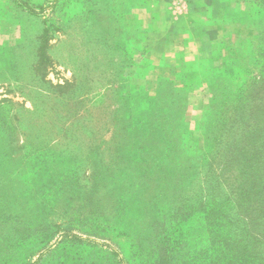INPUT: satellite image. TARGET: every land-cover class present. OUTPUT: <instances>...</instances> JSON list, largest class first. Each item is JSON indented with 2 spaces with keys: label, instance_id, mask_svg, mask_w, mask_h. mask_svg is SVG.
<instances>
[{
  "label": "rangeland",
  "instance_id": "374dc122",
  "mask_svg": "<svg viewBox=\"0 0 264 264\" xmlns=\"http://www.w3.org/2000/svg\"><path fill=\"white\" fill-rule=\"evenodd\" d=\"M156 1L0 0V128L6 133L0 131V139L8 140L14 171L6 180L0 176V264H18L13 225L36 214L40 203L48 207L38 212L36 225L59 232L52 239L42 236L24 264H128L122 254L134 255L130 246L136 244L126 234L141 228L142 218L118 198L120 153L109 142L118 132L109 114L119 97L115 85L138 84L149 74L137 71L134 61L160 32ZM262 2L236 0L225 17H207L217 25L209 53L197 54L187 42L188 70L164 76L166 94L169 85L185 100L179 122L184 128L175 144L201 168L166 204L161 231L176 241L179 235L175 249H193V264L201 257L200 264H213V245L220 241L227 250L247 240L251 219L245 211L264 205V20L253 12ZM158 82L150 80L141 90L155 94ZM177 103L165 107L177 110ZM39 163L44 176L34 185L29 175ZM52 165L58 173L51 175ZM65 173L61 187L41 189ZM242 179L250 190L244 217L228 202V186L240 193ZM215 199L220 216L207 214L213 209L208 201ZM146 235L155 237L144 229L137 244ZM150 249L154 258L157 249ZM180 258L190 264L189 256Z\"/></svg>",
  "mask_w": 264,
  "mask_h": 264
},
{
  "label": "trees",
  "instance_id": "16d2710c",
  "mask_svg": "<svg viewBox=\"0 0 264 264\" xmlns=\"http://www.w3.org/2000/svg\"><path fill=\"white\" fill-rule=\"evenodd\" d=\"M139 1L142 2V0ZM253 12L264 20V0ZM225 15L226 12L223 17ZM137 45L141 46L140 44ZM145 48L141 49L142 56L140 58L138 56L137 60L134 61L137 71H140V67L144 63ZM184 69L188 70L186 64ZM146 70L147 68L143 71ZM158 81L155 94H148V92L141 90V86L143 85L136 84L133 81L127 84L124 81H120L115 85L116 87L114 89L117 91L116 94H119V97L116 99V105L112 108L109 116L113 124L114 133H118H115L112 137L114 139L110 138L111 141L109 142L114 143L120 153L121 164L117 168L121 180H118L117 184L120 186L123 194L118 195V198L123 206L133 207V212L135 211L136 217L143 219H140L143 224L142 226L139 220V227L143 228L142 233H140L141 228L134 226L126 234L136 244V248L130 246V250L134 255L122 254V256L128 264H132L133 262L137 264H180L182 261L181 256H189L190 259L186 260L190 264H193L191 259V250L193 249H190V246H187L186 249H175L174 244L176 242L178 243L179 235L178 241H176L173 239L176 236L161 231L162 227H164V214L162 211L171 198L180 195L177 193L178 190H181V188L184 190L183 188L186 186L184 184H187L192 174L199 171L201 164H199V160L184 157L180 153L177 144H175L176 138L180 136L181 129L184 128L179 125V122L184 116L183 112L185 109L183 107L185 102L183 96L174 94L172 92V86L169 85L168 89L170 87V91L166 94L165 89L162 87L165 84L163 81H169L166 77H159ZM128 86L132 87L130 92L126 90ZM172 101L178 102L177 104L181 108L177 110L173 109L172 111L167 109L165 106L168 102L171 104ZM0 129L2 131L1 135H5V130ZM7 142L8 140L1 141L0 139V176H3L4 180H6V177L9 178L6 174L7 172L8 174H14L13 164L10 161L12 153L9 147H7ZM109 142L107 141L106 143ZM204 161L202 160L201 163H204ZM53 166H50L52 171L51 175L58 173L57 169ZM44 167V165L39 163L38 167H35L31 173L33 176L29 175V181L34 185H38L43 180ZM74 173L75 171L70 170L69 174L73 175ZM65 177H67L66 173L63 174L61 180L57 178L56 184L52 183V181L50 183H44L43 185L40 184L41 189L49 191L50 189L48 187H61ZM244 181L245 179L241 181L240 193L237 192L235 185H231L232 183L228 186V202L240 216L244 214L241 209L242 204L246 201L245 199L250 191ZM215 184L219 187L223 186L221 178L215 180ZM250 187H252L251 183ZM165 191L169 192V194H166ZM208 203L212 204L213 209H210V212L207 214L213 213L214 211L215 215L220 216L221 212L218 209V201L215 199V202L208 201ZM259 206L262 208V211L259 210L258 205L252 211H245L251 219L250 228L245 233L247 240L240 242L241 244L236 247L230 246L227 250L222 249L223 245L221 241L213 245L216 251L213 252L215 257L213 264H264V256L262 254L264 252L262 251L264 250V246L262 248L260 247L264 244V205L260 203ZM34 207H38L36 210L43 214L48 205L45 206L43 203H40ZM38 212L22 222L16 220L17 225H13L15 229L13 230V234L14 236H18V240L14 242L16 244L13 249V256H17L15 258H18L16 260V262L19 261L17 262L18 264H24L22 262L24 260L23 258H25L31 248L43 243V237L52 239L59 232V229L52 227L51 233H48L45 231V228L49 227H42L43 222L42 224L36 225ZM120 224V226L124 227V223ZM144 229L148 230V234L151 233L155 237L147 238L146 235L144 241H140L137 244L136 239L140 235L143 236ZM120 232L122 231L120 230ZM218 234H222L221 227H218ZM71 237L76 240H82L79 236L73 235ZM179 243L183 245L182 241ZM150 247L157 249L154 258L150 252ZM180 247L182 246L178 248ZM201 249L202 252L205 251V247ZM8 250L10 251L9 248ZM149 258L154 262L149 261ZM204 259V257H201L200 261L202 262ZM200 261L198 264H200Z\"/></svg>",
  "mask_w": 264,
  "mask_h": 264
},
{
  "label": "crops",
  "instance_id": "0c3cea01",
  "mask_svg": "<svg viewBox=\"0 0 264 264\" xmlns=\"http://www.w3.org/2000/svg\"><path fill=\"white\" fill-rule=\"evenodd\" d=\"M234 1L161 0L157 11L160 32L152 46L145 50L141 66L143 70L147 68L149 74L141 79L146 81L138 80V84L146 85L150 80L171 74L176 76L182 71L186 64L187 42L194 46L197 54L209 53L217 37V25L206 18L218 19Z\"/></svg>",
  "mask_w": 264,
  "mask_h": 264
}]
</instances>
